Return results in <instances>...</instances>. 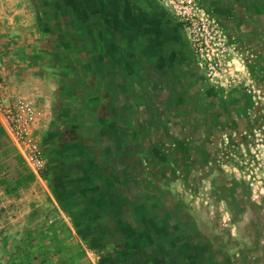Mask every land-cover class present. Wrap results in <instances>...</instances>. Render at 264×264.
Returning <instances> with one entry per match:
<instances>
[{"label": "rangeland", "instance_id": "374dc122", "mask_svg": "<svg viewBox=\"0 0 264 264\" xmlns=\"http://www.w3.org/2000/svg\"><path fill=\"white\" fill-rule=\"evenodd\" d=\"M197 3L230 53L220 85L204 77L190 52L183 74H177L179 83L156 71L143 80L134 69L125 86L130 101L119 95L115 104L109 102L106 78L98 72L102 54L86 50L88 46L77 51L72 37L68 44L64 39L62 45L49 42L40 15L45 0L34 10L41 30L36 35L38 56L45 61L39 71L65 83L53 89L57 114L67 116L58 132L80 139L89 165H97L103 176L101 200L118 206L121 223L145 235L169 236L179 247L193 241L196 264H264V0ZM47 9L52 12L50 3ZM26 10L33 13L27 4ZM63 49L67 58L59 60ZM66 91L71 98L64 99ZM35 105L40 131L46 116ZM109 108L116 111L115 133L103 129ZM9 162L6 181L0 179V264L18 262L16 251L30 241L23 233L35 230L20 232L15 225L29 219L33 207L51 209L41 193L31 198L8 184L22 175L23 184L41 189L14 150ZM32 246V251L40 250L43 243ZM53 248L60 252L63 247ZM48 253L33 255L39 259Z\"/></svg>", "mask_w": 264, "mask_h": 264}, {"label": "crops", "instance_id": "0c3cea01", "mask_svg": "<svg viewBox=\"0 0 264 264\" xmlns=\"http://www.w3.org/2000/svg\"><path fill=\"white\" fill-rule=\"evenodd\" d=\"M40 1L0 0L2 95L6 99L20 95L37 102L46 116L45 128L40 131L37 128L46 161L42 174L45 182L34 178L25 166L28 174L41 183V189L35 188L33 183L28 184L29 187L23 184L22 175L7 181L19 190L24 189L22 192H27L31 198H38L41 193L50 204L51 209L47 206L40 210L31 208L29 219L26 218L24 223L17 221L20 223L15 225L21 227L20 232L28 227L35 229L32 233H23V239L28 238L30 241L27 242L31 245L43 243L40 250L34 249L33 252L50 251L47 257L44 255L39 259L32 252V258L36 259L34 264H107V261L114 264H161L149 249L152 243L176 249L179 253L176 264H196L191 256V250L196 251L193 241L179 247L172 243L169 236L145 235L132 231L128 222L121 223L118 206L106 205L101 200L102 188L99 184L103 176L97 165H89L92 162L83 154L80 139L75 140L58 132L59 127L62 128L60 121L67 120V116L57 114L53 89H59L57 83L60 85L63 82L39 71L45 63L38 56L40 48L36 45V35L41 30L38 31V24L34 22V10ZM45 3L40 15L44 16L42 26L48 41L55 39L56 46L57 43L62 45L63 39L68 44L67 38L72 37L70 43L77 46V51L82 53L83 48L88 46L86 50L101 53L98 72L101 74L103 71L108 85V99L114 104L119 95L130 101L125 86L134 69L143 80L155 71L157 75L170 74L176 80L177 74H183L182 68L190 59V49L182 28L156 0H45ZM47 3L51 4L52 12L46 10ZM26 4L33 13L25 12ZM40 7L43 6L40 4ZM53 10L60 12L53 14ZM66 52L63 49L59 60ZM53 54L57 57V53ZM66 58L63 57L64 60ZM129 62L134 63L133 68ZM59 66L63 63L61 65L60 62ZM68 92H65L64 99L71 98L66 96ZM115 116L116 111L109 108L105 115L109 119L108 124L101 118L105 122V131L116 132ZM12 150L15 151L0 128V179L5 181ZM55 229L65 231V235L57 236ZM55 245H62V250L49 249ZM141 251L153 260L147 261Z\"/></svg>", "mask_w": 264, "mask_h": 264}, {"label": "built area", "instance_id": "2783aa9c", "mask_svg": "<svg viewBox=\"0 0 264 264\" xmlns=\"http://www.w3.org/2000/svg\"><path fill=\"white\" fill-rule=\"evenodd\" d=\"M182 28L185 40L204 77L221 84L230 67V53L217 26L198 6L197 0H156ZM0 78V128L29 172L41 179L45 158L40 148L37 126L41 113L29 99L2 95Z\"/></svg>", "mask_w": 264, "mask_h": 264}, {"label": "trees", "instance_id": "16d2710c", "mask_svg": "<svg viewBox=\"0 0 264 264\" xmlns=\"http://www.w3.org/2000/svg\"><path fill=\"white\" fill-rule=\"evenodd\" d=\"M155 246H157V244L152 243V244H150L149 249L154 254V256L158 258V260L161 264H176V258H178V255H179V253L177 252L176 249L171 248L172 249V251H171L170 248L168 249L167 246H163V244L159 243V246H157V249L159 251H157L156 248L153 249V247H155ZM32 248H33V246L31 245V243L23 244L22 247H20L18 249V252L16 251V257L18 259V262H16L15 259H13L10 264H30V263L33 264V262L35 263L36 259L34 257L33 258L31 257V260H29V257L31 256V254L33 252ZM141 252L144 253V256H145L147 261L151 262L153 260L150 255H145L144 251H141ZM158 253H164V254L159 255ZM23 256H25V258L27 257V259H24ZM13 257H15V255H13ZM112 263H113V261L111 263H109L107 261V264H112Z\"/></svg>", "mask_w": 264, "mask_h": 264}]
</instances>
